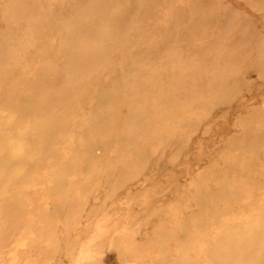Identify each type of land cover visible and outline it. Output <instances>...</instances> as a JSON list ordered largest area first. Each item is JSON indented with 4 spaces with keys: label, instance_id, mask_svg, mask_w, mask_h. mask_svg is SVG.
<instances>
[{
    "label": "rangeland",
    "instance_id": "1",
    "mask_svg": "<svg viewBox=\"0 0 264 264\" xmlns=\"http://www.w3.org/2000/svg\"><path fill=\"white\" fill-rule=\"evenodd\" d=\"M0 264H264V0H0Z\"/></svg>",
    "mask_w": 264,
    "mask_h": 264
}]
</instances>
